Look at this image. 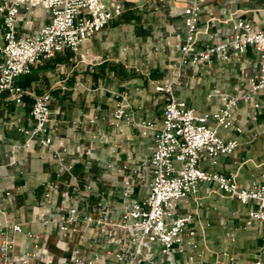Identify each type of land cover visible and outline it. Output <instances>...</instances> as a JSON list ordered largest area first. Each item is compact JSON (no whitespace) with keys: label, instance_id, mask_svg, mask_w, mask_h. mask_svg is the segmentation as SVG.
I'll list each match as a JSON object with an SVG mask.
<instances>
[{"label":"crops","instance_id":"1","mask_svg":"<svg viewBox=\"0 0 264 264\" xmlns=\"http://www.w3.org/2000/svg\"><path fill=\"white\" fill-rule=\"evenodd\" d=\"M4 1L0 0V5ZM198 1L202 34L197 50L225 41L230 20L250 22L264 32V0ZM104 2L121 4L122 14L82 44L78 53L65 50L52 60H43L30 75L18 78L16 84L29 94L20 104L0 96V202L5 208V215H0V242L5 237L13 241L8 253L11 264L28 255L32 263L52 264H64L76 252L87 260L103 256L113 249L102 241L107 236L99 235L101 241L63 237L56 226L41 223L39 213L73 206L89 214L87 209L96 204L110 206L112 218L119 220L125 177L131 176L136 182L150 179L146 161L154 150L153 136H142L133 127H125L118 135L109 120L117 96L125 94L136 121L161 123L166 95L157 93L154 86L172 80L171 72L180 55L175 47L185 35L183 11L191 0ZM19 17L21 37H36L49 23V15L41 8H21ZM3 44L0 15V46ZM114 44L115 53L110 50ZM258 62L259 54L250 48L242 55L230 52L228 60L216 56L210 64L183 67L180 84L173 89L174 97L198 115L214 114L222 106L218 94L238 96L247 91L249 81L257 74ZM45 93L51 96L48 135L65 142L70 172L64 171L39 143L30 149H15L27 139L22 131L34 128L30 116L33 98ZM255 101L264 106V92L257 94ZM209 125L213 127L214 123ZM233 125L240 132L218 130V135L226 141L237 140L240 146L231 155L218 157L215 166L203 157L199 167L234 178L240 187L248 188L260 182L257 176L264 172V109L240 102ZM97 146L98 153L94 152ZM50 184L57 187V193L47 203L45 193ZM207 191L203 188L198 194L201 206L187 227L196 231L198 248L177 254V262L201 253L205 264H215L217 255L228 253L235 264H255L257 253L264 252V222L246 223L249 213L257 210L256 202L242 205ZM146 193L137 188L135 198L142 200ZM195 208L194 198L188 197L178 204L176 213L186 216ZM199 222L209 224L203 236ZM15 225L21 227L20 233L13 232ZM227 234L233 241L226 238ZM147 257L149 262L140 264H165L160 254L154 257L153 251ZM111 261L107 259L105 264Z\"/></svg>","mask_w":264,"mask_h":264},{"label":"built area","instance_id":"2","mask_svg":"<svg viewBox=\"0 0 264 264\" xmlns=\"http://www.w3.org/2000/svg\"><path fill=\"white\" fill-rule=\"evenodd\" d=\"M21 8H41L49 15V23L39 30L36 37L19 36L17 24ZM122 12L121 4L108 5L104 0H5L0 5L4 40L0 46V96L6 95L8 100L20 104L29 94L16 84L18 78L30 75L43 60H52L65 50L78 53L82 44L100 33ZM183 15L185 35L183 42L175 47L180 55L171 72L172 80L154 86L157 93L166 95L161 123L136 121L125 94L117 96L109 120V125L117 128L118 135L123 134L125 127H133L142 136H153L154 150L146 161L150 168V179L136 182L131 176L125 177L121 196L123 213L119 220L112 218V208L107 205L97 206L93 214L82 213L78 207L61 206L54 213L40 212L38 215L41 223L56 226L63 237L91 240L98 233L108 237L105 245L113 247L103 256L89 260L81 258L76 252L64 264H105L110 258L112 264H140L149 262L147 254L154 248L158 249L165 264H205L201 253L190 254L182 263L176 260L177 254L198 248L196 231L187 230V227L198 214L201 206L198 194L203 188L208 189L209 195L232 198L242 205L256 202L257 210L249 213L246 225L264 222V172L257 176L260 182L255 181L250 187L242 188L234 178L210 173L199 167L203 157L209 159L211 166H215L218 157L229 156L240 146L237 140L226 141L218 135V130L240 132L233 125L234 112L240 102L250 104L257 110L264 109L255 101V96L264 92V32L250 22L230 20L225 41L197 50L202 34L199 29L202 19L199 1L191 0ZM228 22L225 21V24ZM204 33H207V28ZM250 48L259 54V62L257 74L249 81L245 93L238 96L218 94L222 106L211 115H198L184 102L175 99L173 89L180 84L183 67L210 64L216 56L228 60L230 52L242 55ZM33 99L30 116L34 128L22 131L27 139L15 149H30L39 143L64 171L70 172L65 142L53 140L48 135L51 123L50 94ZM211 121L213 127L209 125ZM137 188L147 192L142 200L135 198ZM56 193L57 187L50 184L45 193L47 203ZM188 197L194 198L196 208L186 216H178V204ZM0 215H5L1 202ZM198 226L203 236L209 224L199 222ZM12 230L20 233L21 227L15 225ZM226 238L233 241L230 234ZM13 246V241L7 237L0 242V264H11L8 253ZM31 258L25 256L16 264H52L32 263ZM235 263V258L228 253L217 255L215 261V264ZM255 264H264V252L257 253Z\"/></svg>","mask_w":264,"mask_h":264},{"label":"rangeland","instance_id":"3","mask_svg":"<svg viewBox=\"0 0 264 264\" xmlns=\"http://www.w3.org/2000/svg\"><path fill=\"white\" fill-rule=\"evenodd\" d=\"M116 44H114V45H112L111 47H110V50L112 49V51L111 52H116ZM150 49H149V51H150V54H151V52H153V48L150 46L149 47ZM149 57H147L146 59H148ZM147 61V60H146ZM89 144H85V147H89L88 146ZM92 146V145H91ZM94 152H96V153H98L99 152V149H98V146L97 147H95L94 148ZM92 153V154H96V153ZM94 208L96 209L97 207H96V204H92V207H89L88 209H87V213H89V214H93V213H95V211L96 210H94ZM82 213H84V212H82ZM97 237H95V238H97V240H99V241H101V239H100V237H99V235H98V233H97V235H96ZM77 239H80L79 237H77ZM107 239L106 238H102V241L103 242H105ZM153 255H154V257L156 258V257H159V251H158V249L157 248H154L153 249Z\"/></svg>","mask_w":264,"mask_h":264}]
</instances>
